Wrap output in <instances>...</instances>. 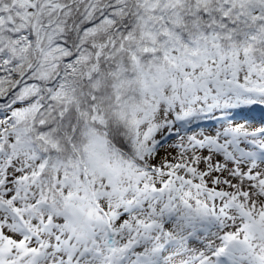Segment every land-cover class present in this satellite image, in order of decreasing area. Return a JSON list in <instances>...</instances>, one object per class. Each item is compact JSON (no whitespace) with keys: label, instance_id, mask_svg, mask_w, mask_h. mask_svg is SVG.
Returning <instances> with one entry per match:
<instances>
[{"label":"snow or ice","instance_id":"6c2138e0","mask_svg":"<svg viewBox=\"0 0 264 264\" xmlns=\"http://www.w3.org/2000/svg\"><path fill=\"white\" fill-rule=\"evenodd\" d=\"M0 264H264V0H0Z\"/></svg>","mask_w":264,"mask_h":264}]
</instances>
